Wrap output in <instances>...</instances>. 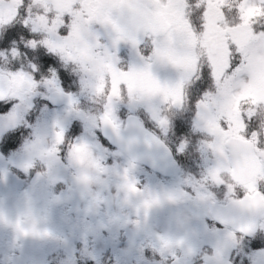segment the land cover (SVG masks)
<instances>
[{"label": "rangeland", "instance_id": "374dc122", "mask_svg": "<svg viewBox=\"0 0 264 264\" xmlns=\"http://www.w3.org/2000/svg\"><path fill=\"white\" fill-rule=\"evenodd\" d=\"M76 1L0 0V30L15 13L25 11L24 21L32 36L41 37L43 45L65 64L73 62L81 68L73 96L76 101L102 103L104 112L111 110L109 116L117 127H122L128 114L140 112L142 123L151 120L161 136L173 135L169 122H162L161 112L178 92L173 86L176 79L158 87V81L152 83L148 74L158 62L167 67L161 47L149 44L150 52L144 56L130 52L125 38L110 33L118 0H84L82 10ZM151 2L162 10L160 2L147 0L146 4ZM263 7L264 0H247L248 19ZM250 21L243 62L220 80L218 108H227L212 117L211 125L207 122L214 113L215 99L204 104L207 114L201 130H213V140L191 143L194 155L183 157L187 180H160L116 149L107 150L100 135L99 113L87 114L73 107L50 110L46 94L30 92L32 80L25 72L7 70L14 88L9 99L17 104L0 113V146L4 134L20 127L27 130V136L19 150L6 158L0 149V264H50L49 249L59 250L71 260L76 243L82 248L90 244L85 256L95 264L108 252L105 260L110 264H170L173 260L229 264V251L238 254L241 249L242 256L244 246H239L241 239L237 241L232 230L210 226L208 204L216 201L212 188L228 187L223 141L245 130L237 112L240 100L246 105L264 104V30L260 26L262 32H256L259 22L253 29ZM119 52L127 57L125 71L116 64ZM46 84L51 90L62 89L55 74ZM36 97H41L43 105L38 106ZM28 116H32L29 121ZM261 120L257 125L264 131V118ZM73 123L78 124V134L62 161L59 146ZM185 148L187 145L177 144L175 151L185 156ZM257 155L264 163V149ZM38 161L42 171H36ZM185 187H194V191H183ZM227 196L226 190L221 203ZM152 200L156 202L146 209L145 202ZM17 223L49 235H23L17 231ZM257 233H264V219ZM146 253L150 258H145ZM250 259L252 264H264V253Z\"/></svg>", "mask_w": 264, "mask_h": 264}, {"label": "flooded vegetation", "instance_id": "af4514ba", "mask_svg": "<svg viewBox=\"0 0 264 264\" xmlns=\"http://www.w3.org/2000/svg\"><path fill=\"white\" fill-rule=\"evenodd\" d=\"M138 1L146 4L147 0ZM224 1L227 0H219L216 4L211 0H153L163 5L162 10H158L152 2L146 4L154 14L164 16L169 29L163 37L154 38L146 33L144 43L134 51L148 56L149 44L161 47V58L166 61L167 67L162 68L158 62L154 68L148 70L149 79L152 83L158 81V87L170 84L171 80L176 79L173 86L178 92L162 110L161 115L166 116L162 118L165 124L176 115L185 128V131L178 135L184 137L209 136L213 139V130H201L204 116L207 114V111L203 110L204 104L210 99H215L212 107L214 113L210 114L207 122L211 125L212 117L221 112L222 108H227L226 105L218 108L222 98L219 94L220 80L224 76H230L235 67L243 62V47L250 21L245 10L247 0H229L227 4H224ZM235 8L238 10L237 15ZM216 57L218 59H215ZM244 102V99L240 100L237 112L241 113L245 130L237 136H227L223 146L225 140L230 137L250 139L264 173V163L257 155V151L264 149V131L261 130V125H257L260 110L258 107L245 108L247 106ZM199 121H202V124H199ZM226 153L229 165L228 200H239L255 193L264 197L263 174L254 177L246 185L235 183L230 176L229 150L226 149Z\"/></svg>", "mask_w": 264, "mask_h": 264}, {"label": "water", "instance_id": "95a60500", "mask_svg": "<svg viewBox=\"0 0 264 264\" xmlns=\"http://www.w3.org/2000/svg\"><path fill=\"white\" fill-rule=\"evenodd\" d=\"M168 29L169 25L164 17L160 14L153 15L149 7L137 0H120L111 33L128 35L133 50L143 43L145 32L154 37H162ZM11 91V79L0 73V99L8 98ZM47 101L52 108L70 107L74 102L69 94L58 91L49 92ZM2 102L4 101H0ZM99 122L102 137L132 163L142 165L161 177L177 176L172 151L160 138L144 129L136 116H128L122 128H117L106 115L101 116ZM225 146L229 150L230 176L234 182L246 185L261 174L262 167L250 142L230 137L225 141ZM208 213L213 221L251 236L256 232L259 220L264 218V198L255 193L223 205L211 202L208 205ZM171 264L181 263L173 261Z\"/></svg>", "mask_w": 264, "mask_h": 264}, {"label": "trees", "instance_id": "16d2710c", "mask_svg": "<svg viewBox=\"0 0 264 264\" xmlns=\"http://www.w3.org/2000/svg\"><path fill=\"white\" fill-rule=\"evenodd\" d=\"M78 1V5H79ZM24 12L15 13L9 20L8 24L3 27V29L0 31V40H3L4 34L8 30H12L13 38L8 42V44L5 47L0 48V71L6 72L12 70H22L25 72L32 80V87L30 88L31 93H44L46 94L49 86H47L46 83H48L49 79L52 77L53 74L56 76H59L62 82V90L65 92H68L70 94H76V87L78 85V82L76 81L79 78V73L81 71V68L76 63L71 64H65L61 59H59L58 55L50 52V50L43 45L42 38L41 37H34L29 32V27L26 25V20L24 21ZM44 55L51 57L54 61L53 64L49 65L48 69L44 72H40V64H39V56ZM9 60V66L6 65V61ZM9 67V68H7ZM80 70V71H79ZM37 73L39 75L37 76ZM54 78V77H53ZM38 88V90H37ZM39 91V92H38ZM38 101V106L43 105L42 102H39L41 97H36ZM79 109L85 111V113H90V107H86L78 103L77 106ZM31 120V117L29 118ZM176 121V118L174 119ZM171 130H176L175 122L170 125ZM157 136H159L174 152L176 162L179 166V175L178 178L182 180H187V175L185 174V167L183 163V157H187L189 155H194V148L191 143L199 140L204 139L201 136L196 138H188L184 137L182 135L174 134L172 131L171 133L173 135H169L168 138H165L159 134V132H155L152 130ZM78 134V124L73 123L71 129L66 132L63 136V143L61 144V147L59 149L60 157L62 160H65V155L67 154V151L70 149L72 140L75 138V136ZM27 136V130L20 128L16 131L9 132L2 138L1 141V156L3 158H6L10 153L16 152L22 145L21 143L26 139ZM104 143V142H103ZM177 144H185L187 145V148L184 150V155H179L176 153V146ZM104 146L107 148V150H110V148L104 143ZM189 162L192 163V160L189 158ZM195 163V160L193 161ZM189 164V163H188ZM190 165V164H189ZM36 171H42V165L41 162L38 161ZM210 188H208V191L210 192ZM193 192L194 187H190L189 189L185 187L183 191L187 192ZM226 186H222L219 189L218 188H212V195L214 196V200L222 201L224 199V196L226 195ZM199 193H201L199 191ZM249 240L248 238H242L240 242V247L244 246V243ZM243 244V245H242ZM90 247V244H87L86 248H82L81 244H76V255L71 260H67V258L64 257L62 252L56 249L48 250L47 252V258L51 261V264H95L85 256L87 253V249ZM141 249L142 246L140 247ZM242 252L241 249L238 250V254L240 255ZM109 253V252H108ZM106 255V254H105ZM104 255V256H105ZM109 257V254H107ZM154 257V256H153ZM145 258H150V255L148 253L145 254ZM103 258L102 262L98 264H110L108 262V259Z\"/></svg>", "mask_w": 264, "mask_h": 264}, {"label": "snow or ice", "instance_id": "6c2138e0", "mask_svg": "<svg viewBox=\"0 0 264 264\" xmlns=\"http://www.w3.org/2000/svg\"><path fill=\"white\" fill-rule=\"evenodd\" d=\"M13 38L12 30H8L5 32L3 40H0V48L5 47L8 42ZM54 61L51 57L40 55L39 56V64H40V72H44L48 69L49 65L53 64ZM39 73H37V76ZM0 101H7L9 103L0 104V111L8 108L11 106L12 109L16 108L17 101L15 99H0ZM175 127L177 134H180L181 132L185 131L184 126L182 125V122L178 119L175 121ZM61 145L59 146L60 149ZM155 200L152 201H146L144 204V207L147 209L151 206V204L155 203ZM17 231L23 235H49L48 232L39 233L35 230V228H32L30 230L23 229L20 225V223H17L16 225ZM256 253H264V233L260 234H254V238H251L247 240L244 243V252L243 255H239L236 253L235 250H231L228 253V261L229 264H252V261L250 257Z\"/></svg>", "mask_w": 264, "mask_h": 264}]
</instances>
